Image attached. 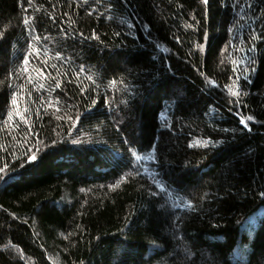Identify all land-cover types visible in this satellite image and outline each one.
<instances>
[{
    "label": "trees",
    "instance_id": "obj_1",
    "mask_svg": "<svg viewBox=\"0 0 264 264\" xmlns=\"http://www.w3.org/2000/svg\"><path fill=\"white\" fill-rule=\"evenodd\" d=\"M0 169V264H264V0H0Z\"/></svg>",
    "mask_w": 264,
    "mask_h": 264
},
{
    "label": "snow or ice",
    "instance_id": "obj_2",
    "mask_svg": "<svg viewBox=\"0 0 264 264\" xmlns=\"http://www.w3.org/2000/svg\"><path fill=\"white\" fill-rule=\"evenodd\" d=\"M29 2L31 3V0H29ZM204 2H206V0H204ZM28 23V21L27 20H25V24H27ZM95 38V37H94ZM256 37L255 36H253V39H255ZM253 63H254V61H252ZM247 71V69H245V72ZM57 87H59V84H57ZM233 95H239V92L238 91H236V92H233ZM13 102H15V101H13ZM252 119V117L251 116H249L248 117V120H251ZM241 123L242 124H244L245 123V121L243 120V119H241ZM133 154H135V153H133ZM137 159H139V157H137ZM3 171V169H0V172H2Z\"/></svg>",
    "mask_w": 264,
    "mask_h": 264
}]
</instances>
